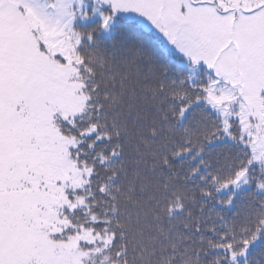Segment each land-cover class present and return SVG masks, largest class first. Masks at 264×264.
<instances>
[{"label": "snow or ice", "instance_id": "snow-or-ice-1", "mask_svg": "<svg viewBox=\"0 0 264 264\" xmlns=\"http://www.w3.org/2000/svg\"><path fill=\"white\" fill-rule=\"evenodd\" d=\"M0 264H264V0H0Z\"/></svg>", "mask_w": 264, "mask_h": 264}]
</instances>
